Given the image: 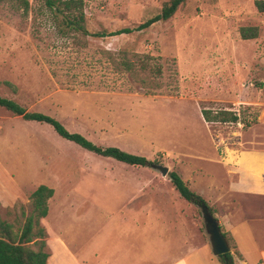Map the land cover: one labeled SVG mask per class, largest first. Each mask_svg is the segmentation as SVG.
I'll return each mask as SVG.
<instances>
[{
	"label": "rangeland",
	"instance_id": "obj_1",
	"mask_svg": "<svg viewBox=\"0 0 264 264\" xmlns=\"http://www.w3.org/2000/svg\"><path fill=\"white\" fill-rule=\"evenodd\" d=\"M167 1L83 0L84 25L89 31L131 27ZM29 2L23 17L0 0V96L153 164L128 165L95 154L50 125L0 105V215L15 228L31 211V192L46 184L54 193L48 220L40 224L49 230L50 249L57 254L63 238L88 264H111L114 206L157 203L164 190L177 191L168 173L182 168L180 161L204 166L226 182L237 178L242 159L251 156L253 172L264 177V11L254 0H185L166 20L105 37L67 27L64 34L57 26L61 15L54 20L43 0ZM241 26H257V36L243 39ZM123 53L133 59L150 55L161 72L147 67L141 75L160 85L147 92L128 71L117 69L111 58ZM203 109L211 115L234 111L238 120H206ZM156 164L168 168L166 175ZM181 175L186 181V172ZM182 199L204 228L200 207ZM208 201L219 211L218 201ZM253 237L264 242L262 223ZM227 240L232 248L233 240Z\"/></svg>",
	"mask_w": 264,
	"mask_h": 264
},
{
	"label": "crops",
	"instance_id": "obj_2",
	"mask_svg": "<svg viewBox=\"0 0 264 264\" xmlns=\"http://www.w3.org/2000/svg\"><path fill=\"white\" fill-rule=\"evenodd\" d=\"M181 162L177 173L183 179L181 172H186L187 180L183 181L208 204V197L219 202V211L212 208L219 225L233 240V258L239 264H264V242L257 243L253 237V228L264 225V177L253 172L254 159L245 156L237 178L226 182L204 166H185ZM172 190H164V197L157 203L121 201L114 206L109 231L113 237L109 244L111 264H220L191 207L178 191ZM50 211L48 203L47 220ZM46 229L47 264H88L86 256H77L63 238L57 241L60 245L57 243L56 254V248L50 249Z\"/></svg>",
	"mask_w": 264,
	"mask_h": 264
},
{
	"label": "trees",
	"instance_id": "obj_3",
	"mask_svg": "<svg viewBox=\"0 0 264 264\" xmlns=\"http://www.w3.org/2000/svg\"><path fill=\"white\" fill-rule=\"evenodd\" d=\"M12 6L20 12L21 16L26 17L30 10L29 0H7ZM185 0H168L159 12L131 27H122L111 31H89L84 25L83 0H43L42 7L48 10L54 20L58 15H61L59 21V28L61 32L68 35L64 29L80 32L83 35H92L96 37L115 36L126 34L133 31H141L148 28L153 23L159 20H166L170 18L178 7ZM254 5L258 11H264V0H254ZM240 36L243 39L254 38L258 34L257 26H241L239 29ZM136 53L133 54V56ZM137 58H129L127 54L123 53L119 60L115 57L111 58L113 65L117 69H124L140 83L142 87L150 92V88L159 86V83H153L145 76L141 75L145 68H153L156 73L161 72L159 64H151L148 59H152L150 55L136 54ZM140 57V58H139ZM4 83L9 84L8 81ZM0 105L10 110L16 115H21L26 120H33L50 125L56 133L70 140L80 147L91 151L95 154L110 157L116 161L128 165L150 166L153 161L141 154L124 150L115 145L101 146L80 132L68 130L59 120L51 115L40 111H28L16 101L0 96ZM202 114L206 120H220V121H237L238 115L234 111L221 110L211 115L207 109L202 110ZM170 181L175 189L179 192L181 197L185 198L195 206L206 205L208 210L214 215V209L208 202L197 192L192 190L180 177V175L172 170L168 173ZM54 189L46 184H39L30 194L31 211L26 216L22 226L15 228L14 225L0 215V264H47V257L49 252L46 243V231L40 224V219L45 217L48 211V200L52 197ZM217 219V218H216ZM220 226V225H219ZM222 234L228 239V233L220 226ZM223 258L224 264H235L231 252H226L219 255Z\"/></svg>",
	"mask_w": 264,
	"mask_h": 264
},
{
	"label": "water",
	"instance_id": "obj_4",
	"mask_svg": "<svg viewBox=\"0 0 264 264\" xmlns=\"http://www.w3.org/2000/svg\"><path fill=\"white\" fill-rule=\"evenodd\" d=\"M155 168H157L163 176L166 175L168 171L166 166L160 164H156ZM199 207L204 223V229L209 237L212 252L215 255L230 252V245L227 238L222 234L216 217L208 210L206 205H201Z\"/></svg>",
	"mask_w": 264,
	"mask_h": 264
}]
</instances>
